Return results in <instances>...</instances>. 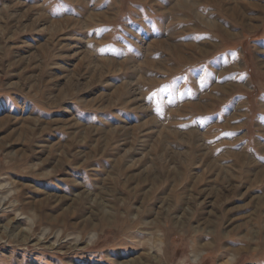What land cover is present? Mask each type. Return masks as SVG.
I'll use <instances>...</instances> for the list:
<instances>
[{"label":"rangeland","instance_id":"rangeland-1","mask_svg":"<svg viewBox=\"0 0 264 264\" xmlns=\"http://www.w3.org/2000/svg\"><path fill=\"white\" fill-rule=\"evenodd\" d=\"M0 196V264H264V0H0Z\"/></svg>","mask_w":264,"mask_h":264},{"label":"bare ground","instance_id":"bare-ground-1","mask_svg":"<svg viewBox=\"0 0 264 264\" xmlns=\"http://www.w3.org/2000/svg\"><path fill=\"white\" fill-rule=\"evenodd\" d=\"M7 191V190H6ZM1 197V196H0ZM7 197L5 198H0V209L2 208V206L3 205H5L6 203H7ZM8 202H9V200H8ZM17 216V215H16ZM32 222V221H31ZM37 227V226H36ZM44 232H43V234H42V237L43 238H47L48 237V234L47 233H49L50 232V230L49 229H44L43 230ZM22 233V232H21ZM62 233V232H61ZM59 234H60V232H59ZM58 234V236H60ZM0 237H2V236H0ZM95 236H92L91 238H90V242H92V240H93V238H94ZM15 239L16 238H18V235L17 236H15L14 237ZM29 239V236L28 237H24V239L23 240H25L24 242H26L27 240ZM73 240V239H72ZM81 241V238L79 237V236H75V238H74V242H75V245H77L79 242ZM56 242H57V239H56ZM74 244V243H73Z\"/></svg>","mask_w":264,"mask_h":264}]
</instances>
